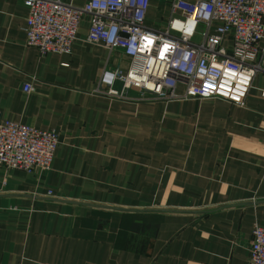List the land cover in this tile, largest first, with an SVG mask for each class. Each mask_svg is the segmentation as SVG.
<instances>
[{
	"label": "crops",
	"instance_id": "0c3cea01",
	"mask_svg": "<svg viewBox=\"0 0 264 264\" xmlns=\"http://www.w3.org/2000/svg\"><path fill=\"white\" fill-rule=\"evenodd\" d=\"M28 13L0 0V114L60 144L49 170L0 165V264H248L264 226V72L244 105L112 99L95 92L101 75L129 60L87 40L90 17L71 53L42 54ZM170 13L150 0L147 24Z\"/></svg>",
	"mask_w": 264,
	"mask_h": 264
},
{
	"label": "built area",
	"instance_id": "2783aa9c",
	"mask_svg": "<svg viewBox=\"0 0 264 264\" xmlns=\"http://www.w3.org/2000/svg\"><path fill=\"white\" fill-rule=\"evenodd\" d=\"M25 3L27 44L42 54L71 53L85 16L89 42L122 50L128 67H106L95 89L112 99L220 98L244 105L256 75L264 72V0H170L163 28L147 24L150 0ZM34 90L32 82L23 84L24 92ZM59 144L56 129L0 114V165L7 169L49 170ZM252 233L248 264H264V226Z\"/></svg>",
	"mask_w": 264,
	"mask_h": 264
},
{
	"label": "rangeland",
	"instance_id": "374dc122",
	"mask_svg": "<svg viewBox=\"0 0 264 264\" xmlns=\"http://www.w3.org/2000/svg\"><path fill=\"white\" fill-rule=\"evenodd\" d=\"M195 40H197V41H198V40H201V36H196V37H195Z\"/></svg>",
	"mask_w": 264,
	"mask_h": 264
}]
</instances>
